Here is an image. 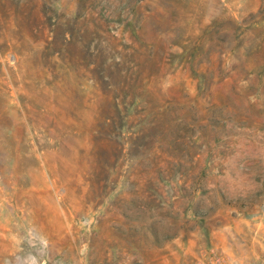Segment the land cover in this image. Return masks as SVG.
Returning a JSON list of instances; mask_svg holds the SVG:
<instances>
[{"label":"rangeland","instance_id":"1","mask_svg":"<svg viewBox=\"0 0 264 264\" xmlns=\"http://www.w3.org/2000/svg\"><path fill=\"white\" fill-rule=\"evenodd\" d=\"M0 264H264V0H0Z\"/></svg>","mask_w":264,"mask_h":264}]
</instances>
